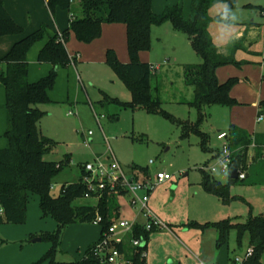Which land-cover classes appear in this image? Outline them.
I'll use <instances>...</instances> for the list:
<instances>
[{"label":"rangeland","instance_id":"obj_1","mask_svg":"<svg viewBox=\"0 0 264 264\" xmlns=\"http://www.w3.org/2000/svg\"><path fill=\"white\" fill-rule=\"evenodd\" d=\"M191 4L192 0H153L152 11L160 15L167 7H180L188 19ZM261 8H264V0H236L230 12L223 15L229 19V24L213 23L210 26L214 43L221 47L241 38L252 27L261 29V33L252 44V51L259 54L239 52L236 59L243 62L242 65H230L217 71L222 84L230 78L237 79L231 92L237 104L204 108L202 114L197 106L192 105L195 89L187 85L184 68L202 64L203 59L188 36L175 32L170 23L152 27L151 48L139 54L140 61L150 63L156 69L152 72L150 89L153 99L161 105V112L156 113L148 112L144 107L127 109L115 103L132 101L131 91L107 62L109 50L115 51L121 63L130 62L125 25H103L105 32L102 27L101 38L90 44L78 42L73 32L68 35L66 49L72 62L67 67L58 68L55 83L47 91L50 102L39 106L45 113L39 128L55 142L52 152L44 159L56 163L68 161L55 178L51 193L58 196L63 186L80 181L81 169L86 164H94L97 159L108 163L111 154L126 174L136 181L153 180L160 171L170 174L172 179L158 185L150 196L152 214L167 229L158 227L150 233L144 264L193 263L187 259H192V253L198 257V264H235V259H243L250 249L247 232L241 235L238 230H231L226 242L218 247V233L214 227L200 230L192 226V222L203 226L224 220L246 223L251 216L264 214V162H255V152L250 149L243 166V169L249 168L246 170L247 181L231 185L230 173L222 170L227 163L223 154L227 140L217 138L220 133H229L231 126L251 135H264V117L257 122L258 104L264 100V18ZM226 10L227 5L218 4L209 13L215 18ZM44 12L43 9L37 14L32 12L36 17L25 12L24 17H19L16 22L24 30L20 35L22 38L43 26L47 28L44 40L29 53V79L32 83L39 82L51 72L49 64L40 65L37 58L49 38L58 33L57 17L63 15L66 22L62 33L70 27L69 12L56 10L52 13L48 7L47 16ZM108 26L111 28L109 33ZM74 58L78 59L77 63L73 62ZM4 104L5 93L0 87V106ZM0 112H4L1 107ZM5 125L6 121H2L0 149L7 145L3 137ZM204 134L207 135L205 139ZM216 153H221V157H214ZM207 176L211 183L226 187L225 199L205 189ZM39 203L38 196H29L27 219L29 214L30 223L27 225L32 224ZM97 203L92 198L75 202L77 205ZM117 207L119 220L148 225L138 208L131 206L128 195L118 197ZM43 223L46 230L41 235L57 231V224L52 219ZM101 233L102 227L93 223L68 226L62 232L55 253L56 261H82L88 250L98 244ZM37 246L48 248V251L53 247L49 241ZM199 247L204 249L203 254ZM260 263L264 264V253Z\"/></svg>","mask_w":264,"mask_h":264},{"label":"trees","instance_id":"obj_2","mask_svg":"<svg viewBox=\"0 0 264 264\" xmlns=\"http://www.w3.org/2000/svg\"><path fill=\"white\" fill-rule=\"evenodd\" d=\"M44 1L52 13L60 9L69 12L71 17L69 29L50 37L39 53L38 62L53 67L50 74L37 83L29 81V53L46 37L47 28L44 26L21 38L0 60V87L5 90L6 103L3 109L7 115V127L4 133L7 145L4 149H0V225H25L28 198L32 195L38 196L43 217L52 218L58 228L53 234L41 235L43 241H49L53 247L37 264L45 262L49 264H102L93 254L95 246L88 250L82 261L61 263L55 258L62 232L68 226L93 223L100 215L103 218L100 225L102 227L101 241L109 226L119 218L117 207L119 196L115 194L105 192L101 201L96 205L75 204L87 193V186L82 182L84 169H81L82 177L79 182L63 186L58 196H53L51 193L55 178L64 166L68 165V161L56 163L44 159L52 152L55 142L46 137L39 128L45 117V113L39 109V106L50 102L47 91L55 83L58 68L67 67L72 62L66 49L69 33L73 32L78 42L90 44L101 38L103 25H125L130 62L121 63L114 50L108 51L107 62L131 91L132 101L115 103L127 109L144 107L148 112L156 113L161 112V105L159 101L153 99L150 92L153 66L140 61L139 54L151 48L152 27L170 23L175 32L188 36L192 46L203 59L202 64L184 68L187 85L195 89L192 105L197 106L202 114L204 108L216 105L233 107L237 104L231 94L233 87L237 84V79L230 78L222 84L218 79L217 71L230 65H242L243 62H238L236 55L239 51H244L243 45L235 43L230 47L227 55L223 54L214 43L210 33V26L213 23L229 24V19L223 15L230 12L236 0H192L188 19H185L182 9L175 6L167 7L160 15L154 14L153 0ZM218 4L227 5V10L221 16L213 18L209 12ZM260 12L264 18V8H261ZM23 33V28L12 19L3 1L0 0V38L20 36ZM73 62L77 63V58H74ZM258 109L259 116L264 117V100L259 102ZM228 134L229 147L232 151L230 175L235 169L238 173L248 171L249 168L243 169V166L253 140L256 144L253 159L255 162L264 159V136L251 135L234 126H231ZM203 137L205 139L207 135L204 134ZM220 156L221 153H216L214 157ZM247 173L245 180L230 178V184L245 183L248 178ZM204 187L209 193L225 199L226 187L211 183L209 176L206 178ZM192 226L200 230L210 226L214 227L218 232V247L226 242L231 230L236 229L241 235L247 232L249 248L253 249V257L245 264H261L260 258L264 253V214L251 216L246 223L224 220L206 226L192 222ZM155 229L147 231L144 226L137 225L132 234L128 236V243L119 244L117 249L131 264H144L141 252L145 251L147 246L134 248L130 241L134 238L142 239L147 244L150 233Z\"/></svg>","mask_w":264,"mask_h":264},{"label":"built area","instance_id":"obj_3","mask_svg":"<svg viewBox=\"0 0 264 264\" xmlns=\"http://www.w3.org/2000/svg\"><path fill=\"white\" fill-rule=\"evenodd\" d=\"M152 70L156 69L152 67ZM262 120L263 116H260L258 118V122H261ZM217 138L218 140H227V144L224 146L223 150L227 163L223 166L222 170L223 172L230 173L232 167V151L229 147V134L220 133ZM255 148L256 144L255 140H253V144L250 149L254 150ZM83 169L85 174L83 175L82 182L87 186V193L84 198H92L100 202L105 192L118 196L121 194H123V196L128 195L130 197L131 206L138 208L139 214H142L148 220V225L144 226L147 231L158 227L167 229V226L161 223L152 214L149 208V203L150 196L155 188L158 185L166 183L172 179L170 174L166 172H158L153 180L149 179L144 182L136 181L134 178H131L126 174L123 167L113 154H111V161L109 163H103L100 159H97L94 164H86ZM238 178L240 180H245L246 173L243 171L239 172ZM102 222L103 218L98 215L93 224L100 226ZM136 226L137 224L130 223L126 220H115L109 226L103 239L93 248L94 256L98 258L102 264H131L125 259L124 255L120 253L117 246L119 244L126 243L127 237L132 234L133 229ZM130 243L134 248L143 247L142 239L134 238L130 241ZM144 253L145 251L141 252V258L143 260L145 258ZM252 257L253 249L250 248L244 255L243 259H235V264H245V262L250 260Z\"/></svg>","mask_w":264,"mask_h":264},{"label":"crops","instance_id":"obj_4","mask_svg":"<svg viewBox=\"0 0 264 264\" xmlns=\"http://www.w3.org/2000/svg\"><path fill=\"white\" fill-rule=\"evenodd\" d=\"M2 1L4 3L6 11L8 12V14L12 17V19L15 22H17L19 20L18 19L19 17H21V18L24 17L25 12L27 13L28 16L29 15L31 16L32 12H35V14H37L40 12L41 9H43L45 11L44 12L45 16L48 15V14H46L47 4L44 0H2ZM35 9H36V11H35ZM58 10H60V9H58ZM32 16L36 17V16H34V14H32ZM57 18H58L57 20H58L60 27L57 25L56 30L58 33H62V31L66 29V22H65L63 15H61V14ZM57 20H56V23H57ZM70 22H71V19H70ZM104 27H106V26L104 25ZM104 27H103V32H105ZM109 27L110 26H108V28H107L108 33L111 31V28H109ZM263 30H264V28H263ZM260 33H261V29L256 30L255 28L252 27L251 29L246 30L241 38L236 39L230 45H228L226 47H224V46L223 47L217 46V47L220 49L221 53L227 55L230 51V47L233 44L240 43L243 45V48H244V51L242 50L243 52H247L249 54H259L257 52L252 51V44L254 42V39L259 37L258 34H260ZM21 38H22L21 36L20 37L19 36H6L3 38H0V60L3 59L10 52L13 45L16 42H18ZM242 51H239V52H242ZM236 57H237V55H236ZM28 60H29V57H28ZM37 61H38V58H37ZM77 62H78V59H77ZM142 62L147 63L144 60ZM49 66H50V69L52 70L53 67L51 65H49ZM29 81H30V79H29ZM3 91L5 93L4 88H3ZM5 103H6V98H5ZM4 105L0 106V107L3 108ZM2 121H7V115H6L5 110H4V112H0V125H1ZM257 122H258V120H257ZM258 123H260V122H258ZM5 126L7 127V123ZM5 131H6V129H5ZM260 135H262V134H260ZM262 136H264V135H262ZM110 161H111V157L109 158V162ZM261 162H264V159L261 160ZM160 172H163V171H160ZM81 177H82V172H81ZM39 201H40V199H39ZM39 207H40V205H39ZM49 219L51 220L52 218H50V217L44 218L42 215V212L39 208V210L35 209V212L33 213L32 222H31L32 224L27 225V223H30V218H29V214H28L27 223L25 225H21V226L7 225V224L0 225V264H37L39 261H41L48 254L49 249L43 248L41 246H37L38 243H33L32 240L36 239V238H41V234H43L44 230H46V227H45V224L43 223V221H47V220L49 221ZM49 225L50 224H48L47 226L49 228L53 229ZM57 227H58V225H57ZM1 238L3 240H1ZM217 240H218V236H217L216 241ZM3 241H5L6 243H1ZM146 246H147V244H146ZM198 250L201 252V254L204 253L203 248L199 247ZM192 254L194 255V256L192 255V259H189V258H187V259L189 261L191 260L193 263L189 262L188 264H198L196 262L199 260L198 257H196V255L194 253H192ZM42 264H49V263L45 262Z\"/></svg>","mask_w":264,"mask_h":264},{"label":"water","instance_id":"obj_5","mask_svg":"<svg viewBox=\"0 0 264 264\" xmlns=\"http://www.w3.org/2000/svg\"><path fill=\"white\" fill-rule=\"evenodd\" d=\"M239 177V173L238 171L235 169L232 174H231V178L234 179V180H237ZM43 240L42 238H36V239H33L32 242L33 243H41ZM146 244L144 243L143 246H145Z\"/></svg>","mask_w":264,"mask_h":264}]
</instances>
